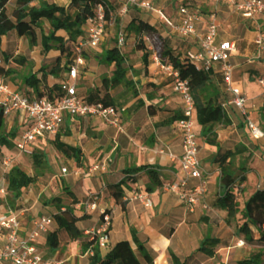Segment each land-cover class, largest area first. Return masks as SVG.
I'll return each mask as SVG.
<instances>
[{
    "label": "crops",
    "instance_id": "crops-1",
    "mask_svg": "<svg viewBox=\"0 0 264 264\" xmlns=\"http://www.w3.org/2000/svg\"><path fill=\"white\" fill-rule=\"evenodd\" d=\"M108 1L118 20L117 30L126 28L135 18L142 19L158 28L169 46L182 56L185 52H194L193 48L186 49L185 45L190 46L188 39L199 43L196 36L183 38L175 35L173 31L170 32L173 35L171 36L163 27L165 24L159 16L148 10L136 6L126 7L124 0ZM145 1L164 11L173 20L179 18L181 6L197 8L202 14V20L197 24L199 35L205 33L209 22L213 20L217 22L219 25L217 42L229 41L237 45V51L230 59L234 67L233 85L248 98V110L253 119L264 126V88L259 82L260 79H264V50L258 53L256 46L258 37L256 26H261L264 35V17L257 22L251 21L245 19L233 6L209 0ZM49 2L67 6L71 0ZM11 36H16L17 41H11ZM21 39L16 31L10 32L2 38L1 52L7 55L18 53L22 47ZM133 42L136 43V36L128 34L125 46ZM112 47L114 46H110ZM123 49L120 52L127 66L134 65L133 69L128 68L126 78L134 83L140 92L144 90L147 92L141 93L138 97L133 96L123 108L124 113L119 110L122 130L109 126L97 116L72 118L67 115L62 129L56 136H46L34 143L36 148L44 150L46 154L51 152V155L44 156L49 176L44 191L52 192L47 198L63 196L64 189L68 187L80 203L73 206L69 202L67 208L77 217H82L77 226L86 235L99 226L100 209H112L111 250L124 242L132 243L133 249L136 250L133 243L135 234L152 252L155 264H173L171 253L178 256L184 264H236L258 253H262L261 260L264 261V242L260 240L264 233L263 216L256 213L248 214L245 211L249 197L258 189H264V138H253L236 106L228 105L225 109L222 108V104L232 99V94L226 91L220 64L205 72L210 75L213 86L219 90V104L229 122L213 127L212 133L216 135L217 142L214 146L206 143V133L197 121L196 133L200 141L201 166L207 175L208 183L207 192L194 206H190L180 197L181 188H174L181 178L180 163L171 160L168 154L164 153L166 147H169L176 155L182 154L181 139L172 130L174 122H170L175 115L182 113V103L173 90V80L154 62L152 64L148 62L152 60L151 50L148 49L147 63L143 59L145 54L143 50L138 51L144 67L142 63H130L125 57L128 52ZM154 52L158 54L155 50ZM13 65L16 66V63L11 66ZM86 68L87 61L84 70ZM87 84L86 93L81 91L80 83L78 84L81 95L85 97L92 91L91 84L89 82ZM153 88L155 93L151 92ZM140 100L144 105L139 103ZM151 105L157 109L154 115H151L148 109ZM4 120L9 122L11 134H3L16 148L15 140L26 128L24 118L16 113ZM56 139L80 149V161L67 159L60 153L54 145ZM238 146L245 147L248 152L233 159L234 170L237 171L244 166L245 171L239 173L240 179L236 182L240 187V193L236 196V213L228 217L226 210L217 207L219 198L224 194L220 184V159L226 152ZM105 161L110 162L106 171L87 175L91 167ZM143 166L158 172L161 186L152 183L146 173L147 170L138 169ZM63 169L67 172L63 173ZM128 175L135 181L124 182ZM196 183L194 180L190 182ZM33 184L21 188L19 194H14L10 190V183L8 190L6 188L1 190L2 195L10 193L12 202L24 207L16 210L22 214L23 233L33 228L34 220L43 216H53L60 211V207L65 206V202L57 206L45 205L44 200L47 198H44L42 209H38L34 203L36 198L31 188ZM134 188L149 195L152 200L151 207L147 208L139 201L130 200ZM114 192L120 193L122 197L116 199ZM92 193L99 194L100 206L94 211L86 212L81 205ZM40 195L39 193L38 197ZM3 208L0 204V209ZM33 216L35 217L30 219ZM53 230H58L55 221L49 228V231ZM58 235L61 244L55 252H51L47 246V234H42L37 240L36 248L45 259L54 264H90L92 253L82 252L80 241L70 240L64 231H59ZM206 236L221 240L214 257H208L199 251ZM104 260L107 261L106 264H120L119 259Z\"/></svg>",
    "mask_w": 264,
    "mask_h": 264
},
{
    "label": "built area",
    "instance_id": "built-area-1",
    "mask_svg": "<svg viewBox=\"0 0 264 264\" xmlns=\"http://www.w3.org/2000/svg\"><path fill=\"white\" fill-rule=\"evenodd\" d=\"M124 1L126 7L136 6L158 15L161 21L177 36L183 38L198 37L200 48L197 52L187 53L189 62L194 64L197 69L204 71L220 64L226 91L232 94V99L222 104V108L225 109L228 105L236 106L243 115L253 138H264V126L258 124L248 110V98L238 87L233 85L234 67L230 59L237 51V45L229 41L217 42L219 25L216 21L209 22L205 33L199 35L197 24L201 22L202 14L197 8L181 6L179 8V18L173 20L164 11L145 0ZM209 1L233 6L245 19L251 21L257 22L264 17V0ZM114 23L116 24L114 19L109 21L106 19L103 5H98L95 15L83 25L85 35L74 43L73 60L67 65L66 77L61 83L63 95L54 101L47 97L39 98L36 94L28 96L25 93L16 91L11 87L7 77L0 75V110L4 118L17 113L24 118L26 125L25 130L15 140L16 149L21 155L32 154V145L39 139L46 136H56L62 129L67 115L72 118L97 116L109 126L122 130L120 111L113 106H104L101 103L90 104L86 97L81 95L78 85V79L86 66V51L98 49L105 40L106 28ZM256 27L258 30L256 46L257 52L260 53L264 50V35L261 26L257 25ZM117 34L118 38L115 46L121 50L127 42L125 28H121ZM136 42L143 43L147 49L152 51L153 62L160 70L165 72L167 77L172 78L173 90L181 100L183 117L173 123L172 130L181 139L182 154L180 156L176 155L169 147H166L164 153L166 152L171 160L179 161L181 178L174 188H181L179 194L182 200L188 205L194 206L207 192L208 180L201 166L200 141L196 133L197 109L192 94L191 82L189 79L181 78L179 70L172 63L161 60L159 54L154 52L150 36H136ZM13 63L11 59L8 64H5L0 57V67L8 69ZM259 82L264 88V79H260ZM1 161L3 172L7 173L12 166V160L3 157ZM109 163V161H105L94 165L88 170L87 175L89 176L97 171H106ZM62 172L66 173L67 170L63 169ZM76 174H78L77 171ZM192 180L197 181V183L190 184ZM230 190L236 196L240 193V187L236 183L230 187ZM130 200L139 201L147 208L152 206L149 195L146 192H141L138 188L132 190ZM99 201V194L92 193L82 202L81 207L86 212L94 211L99 208ZM60 209L63 210V207H60ZM53 223L54 218L52 216H43L33 221L31 230L23 233L22 214L10 208L0 209V264H54L52 261L45 259L36 248L37 240L42 234L49 232V228ZM111 229L112 209L101 208L100 224L88 235L96 237L102 254L111 251Z\"/></svg>",
    "mask_w": 264,
    "mask_h": 264
},
{
    "label": "trees",
    "instance_id": "trees-1",
    "mask_svg": "<svg viewBox=\"0 0 264 264\" xmlns=\"http://www.w3.org/2000/svg\"><path fill=\"white\" fill-rule=\"evenodd\" d=\"M100 4L104 7L106 19L108 21L114 19L116 22V18L112 15L113 8L110 6L108 0H71L70 4L67 6H61L46 0H39V4H36L34 0H0V46L2 38L12 31H16L20 37L31 36L34 40L39 30L42 36L41 44L43 51L48 54L54 48H59L61 52L59 58H57L53 64L43 66L38 72L39 74H31L25 79L30 93L36 94L39 98L47 97L52 101L63 95L61 83L64 78L62 75L58 74L66 72L67 65L73 60L74 43L85 35L83 25L89 18L95 15L96 8ZM11 6H13V8L10 10L9 7ZM45 24L49 27L47 32L44 31ZM125 31L127 35L133 34L137 37L144 35L150 36L152 45L154 49L158 51L161 60L163 62L172 63L173 66L179 70L181 78L190 80L197 109V121L206 133V143L214 146L217 145L216 135L212 133V129L217 124H226L229 121L226 119L219 104L220 93L219 90L213 86L210 75L204 70L197 69L196 66L189 62L187 57L182 56L181 53H176L169 46L160 30L149 22L135 18L127 25ZM138 45L140 50L147 49L143 43H138ZM63 54L66 55L65 64L62 63ZM148 55V52L143 55L145 63L148 61ZM1 58L5 64H8L11 59L16 64L24 63L22 58L7 55L5 52H1ZM99 58L100 64L114 65L116 70L113 77L103 79V86L107 91L116 89L124 83L135 89V97L139 96L135 85L131 82L127 84L125 58L117 46L104 50ZM12 73L13 69L11 67L8 69L0 67V75L6 77L10 76ZM50 76H54L58 81L52 85L49 84L48 80ZM86 100L90 104L101 103L104 106H113L118 109L115 99L109 96L108 93L102 95L101 92L92 90L86 96ZM139 103L144 105L142 100H140ZM148 109L151 115L157 113V109L153 105L149 106ZM182 117V113L177 114L170 122H175ZM4 126L5 120L0 110L1 131H3ZM12 145L13 144L8 140L7 136L4 134L0 136V147H12ZM54 145L67 159L80 161V149L58 139L55 140ZM246 152H248V150L245 147L238 146L236 149L226 152L220 159V184L222 189H224V194L219 198L217 207L226 210L228 217L234 216L237 210L236 195L230 190V187L240 179L239 173L245 171L244 166L237 171L234 170L233 159L237 155ZM43 157V154L40 153L32 154L36 166H40L43 163ZM138 169L147 170L146 173L155 186L162 185L156 170L148 169L144 166ZM10 170V190H12L14 194H19L18 191L21 188L27 187L36 181L35 176L28 175L18 167H13ZM127 173L129 174V172ZM241 179L243 180L244 177L242 176ZM126 181H135V179L128 175L124 182ZM64 191L65 195L70 198V205L74 206L80 203V200L68 187H66ZM114 197L119 199L122 195L114 192ZM64 202L63 196H54L44 200L45 205L54 206L63 205ZM245 211L248 214H261L263 216L264 225V189H258L249 197L245 204ZM52 217L58 225V230L47 233V246L51 252H55L60 247L61 242L58 233L59 231H64L67 233L70 240L80 241L82 252L92 253L90 264H106L107 261L104 260L105 258L119 259L120 264H155L154 255L135 234H133V243L136 246V250L133 249L132 243L124 242L104 256L98 246L96 237L86 235L78 228L77 223L82 217H77L69 210H60ZM260 240L264 242V233ZM220 244L221 240L219 238L206 236L200 245L199 251L208 257H214L216 255V249ZM261 256L262 253L253 254L246 259L238 261L236 264H264V261L261 260ZM171 257L173 264H184L175 254L171 253Z\"/></svg>",
    "mask_w": 264,
    "mask_h": 264
},
{
    "label": "rangeland",
    "instance_id": "rangeland-1",
    "mask_svg": "<svg viewBox=\"0 0 264 264\" xmlns=\"http://www.w3.org/2000/svg\"><path fill=\"white\" fill-rule=\"evenodd\" d=\"M34 2L36 4H39V0H34ZM12 8H13V6L9 7L10 10ZM206 8H208V7H206ZM112 15H113V17H115L114 14H112ZM117 24H118V20L116 21V24L114 23V24H112L106 28L105 40L99 46L98 49H91V50L86 51L85 56H86V61H87V68L84 70L86 72V74L82 73L81 77L78 79V84L80 83V89H81V91H83L85 93H86V90L88 87L87 82H89L91 84V90L99 91V92H101L102 95H105L106 93H108L109 96H111L115 99V101L117 103V105H116L117 108L122 113H124L123 108L125 107L127 102L130 101V99L134 96L135 89L129 85L124 86V83H123L122 85H120L116 89H111V90L107 91L103 86V79L113 77L116 70H115V67L113 68L111 65L100 64V58H99L103 54L104 50L110 48V46L116 45L117 38H118L117 33L119 32V30H117ZM163 27L166 28L169 33L172 32L171 29L166 27L165 25ZM48 29H49L48 25L45 24L44 25V31L47 32ZM170 35L173 36L172 33H170ZM41 38H42V36H41V32L39 30L37 31V36H36V39H34V40L31 38V36L22 37V39H21L22 40V47L20 48L18 53H13L12 55H15V57L22 58L24 60V63H17L16 66H14V65L10 66L13 69V73L10 76H6L14 90L25 93L28 96H31V93H30L29 87L25 83V79L27 77H29L31 74H34V73L39 74L38 72L41 70V68L43 66L53 64L57 60V58H59V56L61 54L59 48H54L50 53L46 54L42 48ZM5 42H6V40L3 41L4 46H5ZM188 42H189L188 44H190V46L185 45L187 47L186 49L193 48L192 50L194 52L199 50L200 47H199V43L197 41H194L190 38V39H188ZM123 50L128 52L127 54H125V57L127 58V60L130 63H134V64L142 63V66H144V64H143L144 62L142 61V59L140 58V54L138 53V51L140 49H139V45L137 42L136 43L133 42L129 46H125ZM155 51L158 52L157 50H155ZM142 52L147 53L149 51H148V49H143ZM0 57H1V48H0ZM184 57H187V52L184 53ZM148 62L151 64L153 63V61L151 59ZM62 63L63 64L66 63V55L65 54H63ZM125 66L127 67V70H128V68L129 69L134 68L133 64H129L127 66L126 62H125ZM65 74H66V72H63L61 74L63 78L66 77ZM58 75H55V76H58ZM38 76H40V75H38ZM126 80L128 82L127 84H129V82H131L129 79H126ZM57 81H58V79L55 78L54 76H50L49 80H48L49 84H51V85ZM135 88H136V86H135ZM136 90H137L139 95L141 93L147 92L145 90L140 92L137 88H136ZM151 92L155 93L156 91H154V88H153L151 90ZM3 133L4 134H7V133L11 134V133H9V122L7 120H5L4 130L3 131L0 130V135ZM32 149H33L32 154L33 153H40L46 157L48 154L51 155L50 151L47 152V154H46L44 150L36 148L35 144L32 145ZM32 154L21 155L18 152V150L14 147V145H12V147H7V146H1L0 147V204L3 205L4 208H10L13 210H20V209L24 208V207H22V205L17 206L15 202H12L10 193H6L4 195H2V193H1L2 188L3 189L6 188L7 190L9 188L8 185H9L10 180H11V178H10V176H11L10 171L11 170L10 169L12 167H18L22 171L29 174L30 176L36 177V181L31 186V188H32L33 194L35 195V198H36L34 203L36 204V207L38 209H42V207H43L42 200L44 198L49 197V195L52 193L50 191H49L50 193H47L46 191H44V189H45L44 186H46L48 184L47 180L49 178V176L47 175V172H46V171H48V169H47L45 161H44L45 157H43V163L40 166H36L34 164ZM3 157H7V158H10L12 160V166L9 169L10 171H8L7 173H4L2 170L1 159ZM53 186H54V184L52 185V187ZM6 189H5V192H6ZM39 193L41 195L38 197ZM1 196H2V198H1ZM63 196H64V201H65V206H66V207L65 206L63 207V210H69L70 212L73 213L72 210L67 208V205L70 202L69 197L65 194ZM34 217L35 216L30 217V219H32Z\"/></svg>",
    "mask_w": 264,
    "mask_h": 264
},
{
    "label": "bare ground",
    "instance_id": "bare-ground-1",
    "mask_svg": "<svg viewBox=\"0 0 264 264\" xmlns=\"http://www.w3.org/2000/svg\"><path fill=\"white\" fill-rule=\"evenodd\" d=\"M11 41H17L16 36H11Z\"/></svg>",
    "mask_w": 264,
    "mask_h": 264
}]
</instances>
